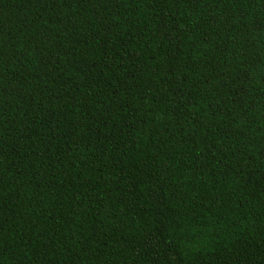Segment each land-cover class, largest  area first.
Here are the masks:
<instances>
[{"label": "trees", "instance_id": "1", "mask_svg": "<svg viewBox=\"0 0 264 264\" xmlns=\"http://www.w3.org/2000/svg\"><path fill=\"white\" fill-rule=\"evenodd\" d=\"M0 264H264V0H0Z\"/></svg>", "mask_w": 264, "mask_h": 264}]
</instances>
